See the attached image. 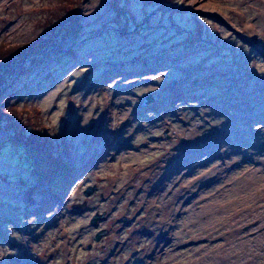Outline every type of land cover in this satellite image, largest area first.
I'll return each mask as SVG.
<instances>
[{"label":"rangeland","instance_id":"1","mask_svg":"<svg viewBox=\"0 0 264 264\" xmlns=\"http://www.w3.org/2000/svg\"><path fill=\"white\" fill-rule=\"evenodd\" d=\"M0 53V264H264V0H0Z\"/></svg>","mask_w":264,"mask_h":264},{"label":"water","instance_id":"2","mask_svg":"<svg viewBox=\"0 0 264 264\" xmlns=\"http://www.w3.org/2000/svg\"><path fill=\"white\" fill-rule=\"evenodd\" d=\"M151 97H145V99H144V101H143V104L144 105H147L148 103H150L151 102ZM92 192V188H87L85 191H84V195L85 196H87V195H89L90 193ZM103 218V216H98V215H95V216H93V218H92V220H91V224H93V225H95V223H96V221L97 220H99V219H102ZM105 235L106 234V232H104V231H100L97 235H96V239H98L99 238V236L100 235Z\"/></svg>","mask_w":264,"mask_h":264},{"label":"trees","instance_id":"3","mask_svg":"<svg viewBox=\"0 0 264 264\" xmlns=\"http://www.w3.org/2000/svg\"><path fill=\"white\" fill-rule=\"evenodd\" d=\"M1 48H2V51H4V49H8L9 51H14V50H15L13 47L11 48L10 46H8V45L5 46L4 44H1ZM2 58H3V57H1V53H0V60H1V61H0V64H2V63L5 64L6 62H5V61L3 62V61H2ZM0 69H1L2 71H4V73L7 72V71H9V70H11V69H9V68H5V67H1ZM4 73H3V74H4ZM1 86H2V80L0 79V92L3 90V89L1 90V88H2Z\"/></svg>","mask_w":264,"mask_h":264},{"label":"bare ground","instance_id":"4","mask_svg":"<svg viewBox=\"0 0 264 264\" xmlns=\"http://www.w3.org/2000/svg\"><path fill=\"white\" fill-rule=\"evenodd\" d=\"M133 111V109H132ZM127 115H131V111H128ZM125 118H128V117H125ZM128 122V121H127ZM181 122V121H180ZM182 123V122H181Z\"/></svg>","mask_w":264,"mask_h":264},{"label":"flooded vegetation","instance_id":"5","mask_svg":"<svg viewBox=\"0 0 264 264\" xmlns=\"http://www.w3.org/2000/svg\"><path fill=\"white\" fill-rule=\"evenodd\" d=\"M102 231L106 232V230H104V229Z\"/></svg>","mask_w":264,"mask_h":264}]
</instances>
